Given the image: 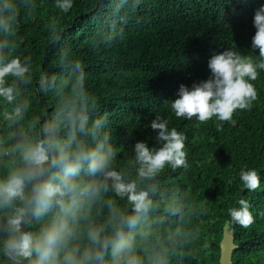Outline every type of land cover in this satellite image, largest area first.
<instances>
[{
    "label": "clouds",
    "instance_id": "1",
    "mask_svg": "<svg viewBox=\"0 0 264 264\" xmlns=\"http://www.w3.org/2000/svg\"><path fill=\"white\" fill-rule=\"evenodd\" d=\"M143 3L91 0L90 46L118 47ZM75 4L52 0L60 14ZM37 7V0H0V264H180L200 237L201 210L190 191L163 178L189 167L187 135L156 114L154 135L130 145L118 139L60 24L47 25L39 63L22 48L21 15ZM252 24L253 51L213 54L208 77L180 84L165 102L171 115L199 124L214 118L220 129L237 110L252 109L253 81L264 71V3ZM262 178L255 167L239 169L240 189L223 221L233 234L255 222L241 193L260 189Z\"/></svg>",
    "mask_w": 264,
    "mask_h": 264
},
{
    "label": "trees",
    "instance_id": "2",
    "mask_svg": "<svg viewBox=\"0 0 264 264\" xmlns=\"http://www.w3.org/2000/svg\"><path fill=\"white\" fill-rule=\"evenodd\" d=\"M90 3L76 0L70 14H60L52 0H37L34 12L21 15L22 48L39 63L47 46V25L60 24L84 60L90 84L118 139L127 136L130 145L154 135L149 121L156 114L169 118L170 127L187 135L189 167L168 171L163 178L190 191L201 210L195 217L200 237L180 264H219L223 221L240 189L239 169L255 167L264 175V71L253 81L258 96L252 109L237 110L220 129L214 118L204 124L195 118L178 119L165 102L176 98L180 84L191 86L206 79L213 54L228 47L244 55L253 51V11L264 0H144L127 26L125 40L100 51L89 43L95 28ZM50 63L47 59L45 66ZM261 184L255 192L241 193L252 205L255 222L247 229L237 225L231 232L236 244L231 264H264V178Z\"/></svg>",
    "mask_w": 264,
    "mask_h": 264
},
{
    "label": "water",
    "instance_id": "3",
    "mask_svg": "<svg viewBox=\"0 0 264 264\" xmlns=\"http://www.w3.org/2000/svg\"><path fill=\"white\" fill-rule=\"evenodd\" d=\"M219 245L221 249L219 264H231V252L234 248H236V244L233 241L231 231L227 230L225 227L222 230V237Z\"/></svg>",
    "mask_w": 264,
    "mask_h": 264
}]
</instances>
